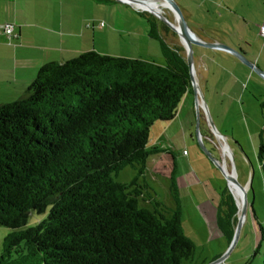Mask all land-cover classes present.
<instances>
[{"label": "trees", "instance_id": "1", "mask_svg": "<svg viewBox=\"0 0 264 264\" xmlns=\"http://www.w3.org/2000/svg\"><path fill=\"white\" fill-rule=\"evenodd\" d=\"M138 14L160 42L162 65L92 50L44 65L22 97L0 105V227L10 230L0 264H183L192 257L179 202L168 211L139 183L149 156L163 151L149 148L152 127L177 116L193 88L190 70L184 49L160 34L171 29ZM258 159L264 172L262 140ZM128 166L138 175L116 182ZM223 205L217 226L231 243L232 194ZM47 212L26 228L31 213Z\"/></svg>", "mask_w": 264, "mask_h": 264}, {"label": "rangeland", "instance_id": "2", "mask_svg": "<svg viewBox=\"0 0 264 264\" xmlns=\"http://www.w3.org/2000/svg\"><path fill=\"white\" fill-rule=\"evenodd\" d=\"M112 1L107 5H113V8L109 6V9H113L111 16L114 21H118L115 7L121 3ZM173 1L179 6L189 25L185 6L196 8L200 1L205 0ZM218 1L216 4L221 6L222 2ZM128 6L135 12H130L135 18L129 15L126 21L134 23L137 19L148 28L146 18L138 14L142 11ZM224 6L237 11L249 9V17L251 21L256 22L258 31L260 23H264V0H230ZM164 14L170 21L175 22V15L170 9H164ZM145 15L156 19L157 24L161 25L160 20L149 12H145ZM122 19L124 21L125 18L120 15L119 21ZM230 19L228 22L233 23ZM170 33L173 32L170 30ZM170 37L164 36L168 44H171ZM128 39V42L132 43L130 45H137L135 37ZM138 41L141 42L142 49H149L143 39ZM119 43L116 48L120 47ZM153 43L158 49L159 42ZM237 60L241 64L230 62L224 72V89L219 94L223 99V107L219 116L214 112L212 116L209 105L210 92L202 89L207 112L200 106L199 122L196 104L191 108L183 100L177 116L172 121H157L151 130L149 148L159 147L163 151L149 156L148 171L139 183L146 184L148 194L168 211L176 208V200L179 202L184 233L194 245L192 257L183 264H264V172L258 159L261 140L264 142V79ZM258 68L264 72V56ZM223 145H226L228 152L222 148ZM174 169L176 195H172L170 188ZM226 174L232 175L237 186L245 191L247 211L241 224L245 197L241 200L243 205L240 209L239 194L237 190L234 194ZM137 175L138 170L128 166L114 174L113 178L116 182L128 184ZM229 194H232L238 210L235 231L240 224L238 236L231 243L217 226L218 210L220 207L227 210L223 202ZM140 206L153 209L144 201H140ZM47 215L48 212L42 215L31 213L26 228L34 227ZM2 249L3 243L0 253ZM224 256L226 258L217 263Z\"/></svg>", "mask_w": 264, "mask_h": 264}, {"label": "crops", "instance_id": "3", "mask_svg": "<svg viewBox=\"0 0 264 264\" xmlns=\"http://www.w3.org/2000/svg\"><path fill=\"white\" fill-rule=\"evenodd\" d=\"M229 1L220 0L221 6L216 4L218 0L200 1L196 8L185 6L190 28L200 40L230 46L259 67L264 56V39L256 22L251 21L249 9L237 11L224 6ZM109 6L113 5L96 0H0V26L13 23L18 35L10 39L0 29V105L22 97L44 65L65 63L92 50L162 65L164 59L160 42L150 37L149 27L146 28L137 19L134 23H128L127 17L135 12L124 3L116 5L118 21H114L111 16L113 9H109ZM120 15L125 18L124 21H119ZM229 19L233 23H229ZM102 23L104 26H101ZM160 34L166 43L164 36H171V44H167L173 48H183L186 56L184 44L175 32L171 34L161 30ZM134 37L137 41L135 47L128 42V38L132 40ZM140 39L149 49H142ZM153 41L159 42L158 49ZM118 43L120 47L116 48ZM230 62L241 64L226 51L194 46L195 77L202 95L199 101L207 112L202 89L210 92L212 116L213 112L216 116L221 113L223 99L219 94L224 89L223 76ZM192 93L194 90L185 96L184 103L194 108L196 96L194 94L192 97ZM147 165L148 162L145 173L148 171ZM9 233L0 228V246Z\"/></svg>", "mask_w": 264, "mask_h": 264}, {"label": "water", "instance_id": "4", "mask_svg": "<svg viewBox=\"0 0 264 264\" xmlns=\"http://www.w3.org/2000/svg\"><path fill=\"white\" fill-rule=\"evenodd\" d=\"M114 1L131 5L135 9L140 10L142 8L138 6V3L145 4L150 0H114ZM163 1L167 3L168 9H170L173 12V14L175 15V22L178 23L179 29H178V27H176L174 25V22L170 21L165 15H162L160 13L156 14L154 12H151L148 9H145V10L147 12H149L150 14H152L153 16H155L157 19H159L162 23H164L173 32H175L181 38V40L184 44L185 51H186V60H187L189 70H190V75H191V83H192V87L194 90V94L196 96V108H197L198 122H199V118H200V111H199L200 101L199 100H200V98L202 99V95L199 92V87H198L196 77H195L194 46H200L203 48L218 49V50L226 51V52L232 54L233 56H235L240 61H242L245 65H247L255 73H257L259 76H261L264 79V72L261 71L258 67H256L255 63L250 62L242 52L235 50V49H233L230 46H227L225 44L206 43V42L200 40L195 35V33L192 31L190 26L188 25V23L185 20L184 15H183L181 9L179 8V6L173 0H163ZM197 126H198V132H200L199 131V123L197 124ZM208 155L211 156L209 153H208ZM217 165L221 170H223V167L220 164L217 163ZM226 177H227L230 185H231V181H233L237 185L236 180L234 179V177L232 175L226 174ZM242 190H244V189H242ZM246 211H247V203H246V196H245V203L243 206V212H242L240 224L242 223V219H243L244 215L246 214ZM240 224L238 225V227L235 231L234 238L232 241H234L235 238H237V236H238ZM225 258H226V256H224L222 259L217 261V263H220Z\"/></svg>", "mask_w": 264, "mask_h": 264}, {"label": "bare ground", "instance_id": "5", "mask_svg": "<svg viewBox=\"0 0 264 264\" xmlns=\"http://www.w3.org/2000/svg\"><path fill=\"white\" fill-rule=\"evenodd\" d=\"M138 6L141 7V8H144V9H148L150 10L151 12H154L156 14L160 13L162 15H165L164 14V9L168 8L167 6V3L164 2V1H157V0H150L148 1L147 3L143 4V3H138ZM174 25L176 27H178L179 29V26H178V23L177 22H174ZM200 106H202V104L200 103ZM203 107V106H202ZM204 109V107H203ZM218 137L220 139H223V137H221L220 135H218ZM223 143V142H222ZM222 148H224L225 151H227V147L226 145L222 146ZM223 150V151H224ZM230 151V150H229ZM228 152V151H227ZM231 187H232V190L235 194V190H237L238 194H239V197H240V203L238 202V205L240 206V209L242 208V205H243V202L241 201L242 199H244L245 197V191L242 190L241 188H239L233 181H231Z\"/></svg>", "mask_w": 264, "mask_h": 264}, {"label": "built area", "instance_id": "6", "mask_svg": "<svg viewBox=\"0 0 264 264\" xmlns=\"http://www.w3.org/2000/svg\"><path fill=\"white\" fill-rule=\"evenodd\" d=\"M140 11L147 12L144 8L140 9ZM101 26H104L102 23ZM90 27V25H88ZM0 29L8 36V38H16L18 35L15 33L16 25L13 23H7L5 25L0 26ZM260 36L264 39V24L259 27Z\"/></svg>", "mask_w": 264, "mask_h": 264}]
</instances>
